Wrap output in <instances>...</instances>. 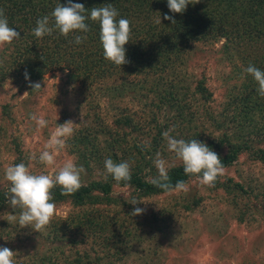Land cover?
Returning <instances> with one entry per match:
<instances>
[{
  "label": "trees",
  "instance_id": "trees-1",
  "mask_svg": "<svg viewBox=\"0 0 264 264\" xmlns=\"http://www.w3.org/2000/svg\"><path fill=\"white\" fill-rule=\"evenodd\" d=\"M73 2L84 4L86 9L111 3L119 13L117 19L130 21V41L125 45L129 63L116 66L104 58L99 25L90 19L86 21L89 24L87 33L76 32L64 37L54 31L42 38L33 35L37 20L49 15L58 3L66 6L68 0H0V9L4 10L9 26L20 33V39L4 49L5 53L9 50L8 55L1 54L0 65L2 60L6 65L0 67V73L3 75L7 68V73H15L17 79L34 82L51 71L60 70L66 74L68 82H79L88 87L113 80L105 88L115 96L137 93L138 98L154 97L157 109L150 111L146 119L142 117L143 120L125 111L117 117L116 127L101 123L99 127H92V132H79L72 137L73 153L78 155L86 172L93 174L95 165L101 164V169L105 170L103 176L89 178L70 195H62L60 187L56 186L51 193L53 202H69L75 210L65 217L51 219L50 230L42 235L48 243L47 250H34L27 261L18 259L15 264H119L131 253L134 241L139 240V233L132 231L133 228L128 226L130 223L126 224L118 214L111 212V204L126 205L129 202L121 194H114V186H130L137 198L165 193L148 182L149 177L158 175L153 164L156 153L166 152L164 131L172 128V136L186 141L198 138L218 154L226 168L249 147L245 137L262 134L253 133V129L247 127L254 125L259 132L264 130V97L257 94V83L244 71L249 64L264 71V0H200L195 5L189 4L183 13L170 12L167 0ZM165 14L173 16L176 23L164 19ZM158 19H161L160 23L156 22ZM74 35L87 38L76 44ZM217 43H221L223 60L235 66L229 74L237 73L240 81H235L241 82L233 86L239 91L217 114L220 116H216L211 108L214 93L204 77L197 81L193 91L190 86L182 85L179 79L180 67L186 66L199 46ZM25 73L30 79L25 78ZM119 77L121 80L117 82ZM200 105L202 110L210 108L209 113L215 118L217 128H228L225 135L212 133L208 137L198 130L203 129L199 126V119L190 113L193 106ZM122 127L137 134L133 146H127L129 132L121 134ZM154 129L155 133L151 134ZM144 133L151 137L147 142L137 138ZM236 137H240L241 142L233 144L231 141ZM224 145H229L225 154L221 152ZM258 155L264 160V149L259 150ZM106 158L115 162L126 159L124 161L130 164L131 180L114 181L106 173ZM90 162H94V166ZM168 175L173 184L178 180L188 183L198 179L195 175H185L183 164L170 167ZM214 185L220 186L218 178ZM234 185L232 188L226 185V191L248 192L243 184ZM233 201L240 203L238 198ZM6 203L7 193L0 191V211ZM199 203L200 199H187L185 207L192 208ZM166 218V213L161 211V215L154 213L149 222L160 223ZM166 224L164 222L158 228Z\"/></svg>",
  "mask_w": 264,
  "mask_h": 264
},
{
  "label": "rangeland",
  "instance_id": "rangeland-1",
  "mask_svg": "<svg viewBox=\"0 0 264 264\" xmlns=\"http://www.w3.org/2000/svg\"><path fill=\"white\" fill-rule=\"evenodd\" d=\"M7 45H0V57L1 54L8 55L9 50L7 54L4 50ZM220 46L221 43L199 46L186 66H181L179 70L182 85L190 86L192 91L197 81L205 78L214 93L211 108L216 116H220L217 114L225 109L226 103L239 91L233 86L241 83L235 81H240L237 73L231 72L232 76L229 74L235 66L223 60L225 56L220 53ZM5 62L2 60L0 67L6 65ZM120 80L121 77L116 81ZM36 82L41 84L39 91L30 87V83ZM112 82H97L88 87L79 82H68L66 74L60 70L51 71L34 82L17 79L15 73H7V68L3 75L0 73V191L8 193L10 187L5 179L8 166L24 163L32 174L54 176L67 160L81 165L72 147V137L76 133L92 132V127H99L101 123L116 127L117 117L125 111L140 119H146L150 111H156L154 97L138 98L137 93L115 96L105 88ZM193 107L190 115L199 119V126L203 128L198 130L205 132L208 137L212 133L220 136L226 134L228 128H217L215 118L209 113L210 108L206 111L202 110L201 105ZM33 113L43 115L49 122L39 132L31 119ZM68 120L78 125H75L74 134L66 140L65 148L56 154V164L47 168L38 159H31L33 154L39 156L57 123ZM143 122L146 124V121ZM253 126L247 129L262 134L245 137L249 147L241 152L236 162L224 168V174L218 177V187L201 185L199 179H193L187 183L186 192H165L137 198L130 186H114V194H121L129 202L126 205L111 204V212L118 214L126 224L130 223L128 226L133 228L132 231L139 233V240L134 241L131 253L119 264H264V160L258 155V151L264 149V130L259 132V128ZM127 132L129 128H120L121 134ZM154 133L155 129L151 134ZM135 135L129 132L127 146H133ZM137 138L144 142L151 139L148 133ZM231 142L240 143L241 138L236 137ZM228 146L224 145L221 152L227 153ZM160 156L167 161L168 169L182 164L174 153L168 151L167 146L166 152ZM90 165L94 166V162H90ZM100 166L95 165L93 174L86 171L81 173V182L85 183L89 178H101L105 170ZM235 183L243 184L248 192L233 190L228 193L226 190L235 186ZM194 198L200 199L199 205L186 208L187 199L192 201ZM234 198H238L240 203H235ZM133 199L143 203L132 205L130 202ZM56 206L53 217H65L75 210L69 202ZM135 207L144 209V212L132 217L129 212ZM161 211L166 213L165 221L149 222L154 213L161 215ZM13 214L7 202L0 211V247L11 249L16 253L15 260L24 261L35 253L34 250H47L48 243L42 235L48 230V225L40 233L31 227L21 228L18 221L11 220ZM164 222L166 226L158 228Z\"/></svg>",
  "mask_w": 264,
  "mask_h": 264
},
{
  "label": "clouds",
  "instance_id": "clouds-1",
  "mask_svg": "<svg viewBox=\"0 0 264 264\" xmlns=\"http://www.w3.org/2000/svg\"><path fill=\"white\" fill-rule=\"evenodd\" d=\"M199 2L200 0H167V6L172 13H183L189 4L195 5ZM118 16L117 9L111 3L86 9L84 4L68 0L66 6L58 3L49 15L38 19L33 35L42 38L45 35H52L54 31H58L64 37L76 32L87 33L89 24L86 21L90 19L99 25V38L104 58L116 66H121L129 63L126 59L125 45L130 41L131 28L128 19H117ZM164 19L171 21L172 24L176 23L173 16L165 14ZM156 22L160 23L161 19ZM86 38V36L74 35V42L81 44ZM17 39H20V33L9 26L4 10L0 9V45L10 44ZM244 71L257 83V94L264 97V71L252 64H249ZM25 78L30 79L27 73ZM30 87L34 91L42 88L39 82L30 83ZM26 94L27 92L24 95ZM31 119L37 126V132L47 127L49 123L43 115L38 116L35 113L31 115ZM75 125L78 124L72 120L62 124L57 123L39 156L33 154L31 159H38L39 163L47 168L53 167L56 164V154L65 148L66 140L74 134ZM172 131H174L172 128L164 131L163 138L167 143L168 151L174 153L175 157L182 162L185 175L197 176L201 185L214 186L217 178L225 171L218 154L206 143L197 139L191 141L177 139L170 134ZM153 164L158 175L148 178L150 184L169 194L188 191L185 181L178 180L175 184L170 182L169 165L165 159L161 158L159 152L156 153ZM104 166L106 173L111 175L117 183L128 182L132 178L128 161L115 162L111 158H106ZM85 171L83 165L77 166L72 160L64 162L54 176L32 174L24 163L8 166L5 169V179L10 184L7 202L15 213L11 220L18 221L21 228L31 227L36 232H42L56 212L57 206L53 202L52 190L59 186L62 195L74 194L82 187L81 173ZM130 203L137 205L143 202L133 199ZM143 212L144 209L135 207L129 215L135 217ZM15 255L16 253L11 249L0 247V264H15Z\"/></svg>",
  "mask_w": 264,
  "mask_h": 264
}]
</instances>
